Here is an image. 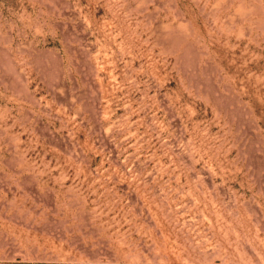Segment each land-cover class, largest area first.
Wrapping results in <instances>:
<instances>
[{
  "label": "rangeland",
  "instance_id": "obj_1",
  "mask_svg": "<svg viewBox=\"0 0 264 264\" xmlns=\"http://www.w3.org/2000/svg\"><path fill=\"white\" fill-rule=\"evenodd\" d=\"M0 264H264V0H0Z\"/></svg>",
  "mask_w": 264,
  "mask_h": 264
}]
</instances>
